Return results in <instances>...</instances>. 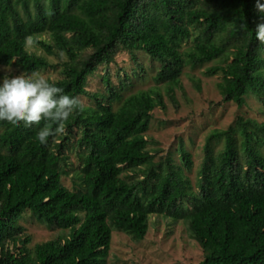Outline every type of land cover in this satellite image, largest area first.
Returning a JSON list of instances; mask_svg holds the SVG:
<instances>
[{
	"label": "trees",
	"instance_id": "obj_1",
	"mask_svg": "<svg viewBox=\"0 0 264 264\" xmlns=\"http://www.w3.org/2000/svg\"><path fill=\"white\" fill-rule=\"evenodd\" d=\"M256 4L0 0V66L40 72L54 67L50 57L64 56L59 78L49 81L92 103L45 144L35 139L37 126L0 121V264H108L113 231L141 242L154 215L188 223L204 252L199 264H264V45L255 37L264 13ZM26 35L45 55L24 46ZM121 53L135 77L146 73L140 58L147 57L162 89L126 95L131 75L116 85L110 73ZM209 64L205 75L221 78V103L237 112L206 136L192 181L193 153L183 138L179 163L174 154L157 161L160 149L147 134L153 112L165 107L162 92L172 96L186 69ZM100 68L106 73L93 92L89 82ZM70 151L79 162L73 190L62 183ZM26 212L67 236L30 248Z\"/></svg>",
	"mask_w": 264,
	"mask_h": 264
},
{
	"label": "rangeland",
	"instance_id": "obj_2",
	"mask_svg": "<svg viewBox=\"0 0 264 264\" xmlns=\"http://www.w3.org/2000/svg\"><path fill=\"white\" fill-rule=\"evenodd\" d=\"M43 38L49 39L47 35ZM28 50L38 55H45V52L34 41L32 45L28 46ZM49 60L54 67L39 73L48 80L54 81L59 78L61 64L66 58L64 56L60 58L50 57ZM140 60L143 62L146 71L144 74L139 73L142 75L141 77L134 76L135 66L128 55L123 53L117 55L116 65L110 66V73L116 85H119V76L125 77V73L131 75L133 85L126 95L138 90L162 89L161 85H156L153 81L155 69L150 67L147 57L142 55ZM209 66L210 64L197 70L186 69V75L181 80V86L173 88L172 96L165 91L162 92L165 107L156 108L153 112L151 127L147 134L155 142L152 143L153 149H160L156 157L157 161L167 154H174L175 162L179 163L175 148L178 139L183 138L187 148L193 153L195 166L191 172H186L192 181H195L198 167L202 162V147L206 136L213 129L229 124L237 112L234 105L221 103L222 98L217 88L221 78L219 74L206 76L205 72ZM20 73L22 71L16 67L0 66V78ZM105 73V70L100 68L97 76L90 80L88 88L91 91L100 89V77ZM195 80L200 81L201 91L196 89ZM81 101L84 106L92 104L89 99L84 97ZM250 104L255 105L253 101H250ZM245 111H247L246 108L241 112L244 113ZM190 141L193 143L191 144ZM67 154V172L69 175L62 178V183L68 189L73 190L80 184L79 177L76 175L79 162L74 151ZM21 224L25 227L26 234L31 237L30 248L58 237H65L68 234L67 230L48 227L38 222L31 212L24 214ZM203 259L204 252L192 238L187 222H177L171 218L154 215L149 218V229L145 239L141 242L135 241L117 230L113 231L108 264H199Z\"/></svg>",
	"mask_w": 264,
	"mask_h": 264
},
{
	"label": "clouds",
	"instance_id": "obj_3",
	"mask_svg": "<svg viewBox=\"0 0 264 264\" xmlns=\"http://www.w3.org/2000/svg\"><path fill=\"white\" fill-rule=\"evenodd\" d=\"M256 8L264 13V3L259 0ZM255 37L264 45V23L256 25ZM23 40L25 47L33 44L31 35ZM82 108L79 96L66 93L36 70L0 78V121L37 126L34 136L40 144L47 143L50 136L63 134L65 122Z\"/></svg>",
	"mask_w": 264,
	"mask_h": 264
}]
</instances>
